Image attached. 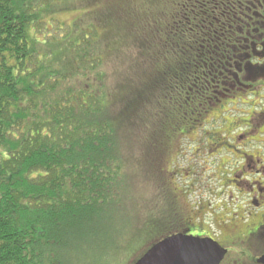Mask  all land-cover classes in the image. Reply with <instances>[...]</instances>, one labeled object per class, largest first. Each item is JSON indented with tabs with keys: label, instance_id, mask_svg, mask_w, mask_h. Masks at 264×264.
<instances>
[{
	"label": "trees",
	"instance_id": "trees-1",
	"mask_svg": "<svg viewBox=\"0 0 264 264\" xmlns=\"http://www.w3.org/2000/svg\"><path fill=\"white\" fill-rule=\"evenodd\" d=\"M106 3L63 34L43 21L48 0H0V264H118L105 225L126 195L122 118L158 100L153 165L233 89L264 79V0ZM129 45L137 77L111 85Z\"/></svg>",
	"mask_w": 264,
	"mask_h": 264
},
{
	"label": "rangeland",
	"instance_id": "rangeland-1",
	"mask_svg": "<svg viewBox=\"0 0 264 264\" xmlns=\"http://www.w3.org/2000/svg\"><path fill=\"white\" fill-rule=\"evenodd\" d=\"M121 1L124 2V7L128 11L130 6L136 10V5L141 7V3L147 0ZM48 3L50 5L42 16L43 21L47 23L49 29L52 26L54 28L58 26L60 31L63 30V34L64 23L71 25L80 18L94 16L92 15V11L95 10L94 5L108 6L106 0H48ZM48 34L51 35V33ZM134 48L133 45L122 46L121 51L124 53L120 54L119 60L117 62L115 60V65L110 62L112 79L109 82L111 85L127 81L134 82L132 78L137 77L134 69L131 68L136 66L133 64L137 60L136 54L132 52L136 51ZM138 65H142L143 70L149 68L145 61ZM107 71L110 72L108 69ZM124 72L125 75L117 80L116 75L119 76ZM257 90L260 92L257 93ZM233 91L234 95L225 98L218 106L205 114L206 116L192 135L185 139H181L183 138L181 137V140H178L171 150L172 152L165 153L160 157L162 163L152 165L151 161L145 157L151 148V144L148 142L149 127L156 122V114L153 115V113L158 100L153 99L142 106L136 120L130 117L122 118L120 122V125H123L120 152L125 159L126 195L121 200L119 210H110L106 214V216H111L105 225L107 229L113 228L114 240L119 239L120 241V245L117 244L118 253L114 255L119 259L118 264H135L153 246L163 241L160 239L155 243L157 236L153 235L164 228L172 227L175 223L180 225L182 218L185 221H191L196 215L191 212L199 213L200 216L205 215L198 219L195 225H204L206 228L208 225L205 223L211 221L210 216H207L208 212L211 213V216L217 217L211 207L214 200L219 199L221 203L219 206H221L228 199L225 195H230L233 191L239 195L244 192L243 177L236 180L242 185L239 189L240 193H238L235 190V182L229 183L230 178L224 176L226 173H232L238 169L236 162L242 160H239V151L240 153L249 151L244 145L254 132H251L247 137L240 135L241 137L237 140V135L247 130L246 127L241 130H237V128L243 123L244 125L249 124L250 120H248L247 114L252 110L259 113L264 110V81L260 84L254 82L251 88L242 87L238 90L233 89ZM114 93L115 89L113 88ZM253 105L255 106L252 107ZM123 108L124 103L122 102L113 105L111 108L113 116L118 117ZM148 118L151 119L149 122ZM253 122L258 125L262 124L264 117ZM205 132L210 135L203 136ZM234 140L237 141V144H232ZM224 143H231L232 148L226 149ZM228 152L232 153L228 154ZM173 168L178 170L179 179L176 172L172 174ZM163 169L168 172L166 179L164 173L161 172ZM195 208L199 210H195ZM128 217L130 220L126 223ZM120 227L121 231H119ZM149 243L155 245L150 248ZM114 257L111 258L114 259Z\"/></svg>",
	"mask_w": 264,
	"mask_h": 264
},
{
	"label": "flooded vegetation",
	"instance_id": "flooded-vegetation-1",
	"mask_svg": "<svg viewBox=\"0 0 264 264\" xmlns=\"http://www.w3.org/2000/svg\"><path fill=\"white\" fill-rule=\"evenodd\" d=\"M255 18L260 22V28L264 30V9L261 8V14ZM252 20L250 18V21ZM262 81L264 79L256 82L260 84ZM247 85L246 88L252 87V84L247 83ZM259 92L260 90H257V93ZM247 116L250 120L249 124L244 125L243 123L237 128V130H241L246 127L247 130L242 134L239 133L236 139L238 140L241 136L247 137L251 132H254L250 140L244 145L249 151L248 153H240L239 151V160H242L236 162L238 169L232 173L228 172L224 176L230 178L229 183L235 182V190L238 193H240L239 189L242 185L236 180L243 177L244 192L239 195L233 191L230 195H225L228 199L221 206H219L221 204L219 199H217L218 202L214 200L211 207L217 217L211 216V213L208 212L207 216H210L211 221L205 223L208 225L206 228L204 225H195L196 221L205 215L200 216L199 213L191 212L196 214L192 218L194 221H185L182 218L180 225L175 223L170 228H164L161 240L175 235L211 239L226 251L220 264H264V122L259 125L253 122L264 117V110L260 113L252 110ZM236 142L234 140L232 144H237ZM232 144L224 143L223 145L228 149L232 148L230 146ZM172 171V174L175 172L178 174L177 169L173 168ZM238 174L240 176H237ZM176 176L179 179V174ZM195 210L199 209L195 208Z\"/></svg>",
	"mask_w": 264,
	"mask_h": 264
},
{
	"label": "water",
	"instance_id": "water-1",
	"mask_svg": "<svg viewBox=\"0 0 264 264\" xmlns=\"http://www.w3.org/2000/svg\"><path fill=\"white\" fill-rule=\"evenodd\" d=\"M225 253L211 239L176 235L153 246L135 264H220Z\"/></svg>",
	"mask_w": 264,
	"mask_h": 264
}]
</instances>
